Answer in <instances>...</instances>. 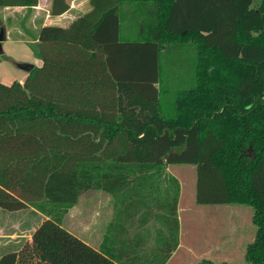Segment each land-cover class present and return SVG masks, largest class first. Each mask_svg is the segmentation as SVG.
<instances>
[{
	"label": "trees",
	"instance_id": "obj_1",
	"mask_svg": "<svg viewBox=\"0 0 264 264\" xmlns=\"http://www.w3.org/2000/svg\"><path fill=\"white\" fill-rule=\"evenodd\" d=\"M144 1L155 11L150 35L122 39L119 4ZM90 4L67 26L40 27L43 65L23 85L0 81V209L47 216L0 264H128L65 229L61 217L90 189L113 193L172 164L195 165L197 204L254 207L247 254L264 262V0ZM68 9L51 0L52 15ZM186 43L195 48L194 83L162 90L163 48ZM176 207L174 195L173 242L157 264L177 245Z\"/></svg>",
	"mask_w": 264,
	"mask_h": 264
},
{
	"label": "crops",
	"instance_id": "obj_2",
	"mask_svg": "<svg viewBox=\"0 0 264 264\" xmlns=\"http://www.w3.org/2000/svg\"><path fill=\"white\" fill-rule=\"evenodd\" d=\"M50 6L51 0H38L37 4L32 7L0 6V11L5 13L4 18L6 20H11V17L16 14L24 18L43 17L42 20H37L34 23L39 25H35V32L30 37H19L17 39L11 36L8 37V32L4 26L7 42L18 43L21 50L20 52H14L11 57L15 56L16 60H19V58L24 59V63L21 66L16 65L18 61L10 62L16 66L15 68L18 67L17 69L23 72V74H17L16 79L22 85L27 80L28 74L34 70L33 67L29 70L27 66H35V69H37V67L41 68L43 65L40 51L34 50L30 46L39 47L41 45L37 39L40 27L44 25L62 26L54 23V19L68 15L71 9L69 4V9L66 12L60 15H52ZM133 6L140 7V10L137 9L139 12H132L130 8ZM8 10H11L14 14L8 15L6 12ZM154 13V6L146 1L142 3L121 2L119 4L121 38L134 40L150 35L149 27L156 20ZM139 17L140 19H138ZM1 22L4 25L3 21ZM70 23L71 21L64 26ZM189 44L193 47L192 43L184 45L187 46ZM43 45L48 46L50 49L54 47V50L57 48L51 43H43ZM62 47L68 50L67 44ZM169 166H167L165 171L162 169L149 171L144 174V177H146L143 180L132 182L113 193L101 189H90L81 194L77 202L66 210V229L93 248L103 249L107 253H112L115 258L122 262L128 264H157L166 256L173 242L172 236H170L171 230L174 228V224L171 221V204L174 195H177L178 241L168 259L163 263L177 264L187 247L191 248V241L187 240V237L193 234L189 228L186 230V227L183 226L186 221V210L184 207L186 204L184 205L182 201L185 190L181 179L183 176L180 171L175 172ZM164 178H166V182ZM80 200H82L81 231H79L73 221L79 214L76 204ZM92 206H96V209H93ZM33 210L36 211V209ZM0 211L5 210L0 209ZM34 229H32L30 235L26 236L24 242L31 239ZM0 234L3 235L1 232ZM21 246L8 251L18 250Z\"/></svg>",
	"mask_w": 264,
	"mask_h": 264
},
{
	"label": "rangeland",
	"instance_id": "obj_3",
	"mask_svg": "<svg viewBox=\"0 0 264 264\" xmlns=\"http://www.w3.org/2000/svg\"><path fill=\"white\" fill-rule=\"evenodd\" d=\"M66 1L71 5V9L68 15L54 19L53 22L57 25L64 26L91 8L90 0ZM130 9H132V12L136 11L137 13L140 7L133 6ZM6 12L8 15L14 14L11 10ZM4 14L3 11H0V21H3L6 27L7 36L14 39L33 35L35 25H39L34 23L43 18L42 16L24 18L16 14L11 17V20H6ZM30 46L34 50H40L37 46ZM73 48L78 56L88 54L81 47L75 45ZM1 50L0 81L9 84L17 81V74H23L22 71L17 69L18 67L15 68L16 66L10 62L18 61L16 65L21 66L24 59L19 58V60H16L15 56L11 57L14 52L21 51L18 43H9L4 38L1 42ZM195 55V48L190 44L187 46L174 44L169 50L167 47L163 48L161 61L162 90L169 89L172 90L171 92H178L176 88L188 87L194 83L190 80L193 78ZM10 59L12 60L10 61ZM32 67L35 69V66ZM39 68L37 67V70ZM247 153L251 154L253 152L250 150ZM166 168L167 166L163 167L162 170L165 171ZM169 168L175 172L180 171L183 176L181 179L185 190L182 201L184 205L186 204L184 206L186 221L183 226L186 227V230L189 228L193 234L187 237V240L191 241V248L187 247L177 264H264L262 261L254 262L247 254V246L255 239L257 230V226L252 219L254 207L249 204L234 202L228 204H197L195 202V165L172 164ZM81 204L82 200L76 204L79 214L73 220L79 231H81ZM92 207L96 209V206ZM36 211L32 208L17 212L0 211V232L3 233V235L0 234V255L8 250L20 247L26 236L31 234L32 229L36 228L47 217L44 213ZM61 225L65 229L67 228L66 212L61 217Z\"/></svg>",
	"mask_w": 264,
	"mask_h": 264
},
{
	"label": "water",
	"instance_id": "obj_4",
	"mask_svg": "<svg viewBox=\"0 0 264 264\" xmlns=\"http://www.w3.org/2000/svg\"><path fill=\"white\" fill-rule=\"evenodd\" d=\"M4 37H5V32H4V29L2 28V22L0 21V52H2V50H1V42L3 41ZM27 67H29L28 68L29 70H30V68H32V66H27Z\"/></svg>",
	"mask_w": 264,
	"mask_h": 264
}]
</instances>
